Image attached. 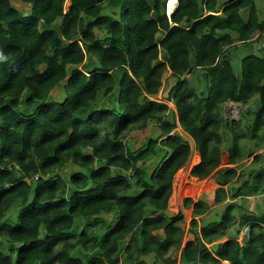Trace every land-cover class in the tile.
Masks as SVG:
<instances>
[{"label":"trees","instance_id":"obj_1","mask_svg":"<svg viewBox=\"0 0 264 264\" xmlns=\"http://www.w3.org/2000/svg\"><path fill=\"white\" fill-rule=\"evenodd\" d=\"M65 1L0 0V264H264V165L253 150L264 145V49L253 46L264 0H176L169 17L166 0ZM166 72L175 112L155 98ZM250 100L256 110L223 117L225 102ZM149 123L159 135L133 149L127 134ZM177 126L198 151L190 174L213 177L225 204L198 229L192 218L183 245L181 211L166 214L191 155ZM224 142L232 166H219ZM257 194L260 213L225 202ZM209 209L198 199L192 217Z\"/></svg>","mask_w":264,"mask_h":264},{"label":"rangeland","instance_id":"obj_2","mask_svg":"<svg viewBox=\"0 0 264 264\" xmlns=\"http://www.w3.org/2000/svg\"><path fill=\"white\" fill-rule=\"evenodd\" d=\"M257 3V6L259 8L262 7V0H255ZM13 4L22 10L23 12H28L30 10V7L26 4H21L17 2H13ZM69 7V0H66L64 2V9H67ZM175 7L174 0H166L165 4V13H169L171 9ZM260 16H263V13L260 12ZM256 36V34H255ZM254 48L257 50V46L263 47L264 49V32L262 33V37L258 39V42L253 44ZM163 86L161 90L158 92V94L155 96L156 99L164 101L165 103L168 104L170 109H172L175 112V106L173 102L166 101L165 96L168 93L171 85H172V79L168 78V73L166 72L163 75ZM185 77L189 79V81L197 88L199 85L197 84L196 81L193 79V74L191 73H186ZM58 88L53 91L54 94H59ZM251 100L248 103H235L232 101H227L223 104L222 107V115L223 117L229 121L231 120H238L240 117V111H246L248 109H257V106L251 104ZM171 118V115H168ZM175 132L180 133L190 144L191 148V155L187 162L180 168L178 169L173 177L172 181V192L171 195L168 199V208L166 210L167 215H175L179 211L182 213L183 221L181 223L184 236H183V242L185 243L186 241H189L193 238L192 233H190V221L192 218H195L197 221V229L201 225V223L206 222L214 217H216L217 213H221L223 210V207L225 204L221 203H216L214 202V191L218 187V185L215 183V180L213 177H207L203 180H199L196 177L192 176L191 173V168L193 165H195L198 160H199V155L198 152L195 148L194 141L191 138V136L184 131H182L180 126H177L174 129ZM160 131L159 129L153 124L149 123L143 130H131L127 134V143L133 148V149H140L142 148L147 142L150 137H157L159 135ZM253 142L249 138H243L240 141V147L242 148V152L244 154V158L241 159L238 163H240L241 166H239L240 170L243 169V171H246L249 169L251 165L254 163L252 162V157L247 155V153L250 151L251 147H253ZM222 151H221V164L226 165L228 161V153L227 150L229 149L228 143H223L222 144ZM254 153L260 154L259 156V162L255 163V167H260L264 165V145L260 148L253 147ZM252 150V149H251ZM247 155V156H246ZM160 159V155L157 156L156 159L147 162L148 164V169L152 170L155 166L156 161ZM73 167L70 165H66L60 173L63 175H66L69 169ZM242 167V168H241ZM238 169V170H239ZM233 186L236 185V183L232 184ZM179 189V191H178ZM197 189V190H196ZM186 198H191L192 201H196L198 199H201L204 203L207 205L211 206L210 209L205 212L204 214L200 216H193L192 217V206L191 204L186 206L184 203V200ZM225 202L227 203H233V211L235 212L236 215H240V213L244 212L245 209L250 210L251 212H256L260 213L261 210L263 209L262 206V196L260 194L254 195V196H245L244 198L236 197L234 199H229L226 198ZM235 205H237L240 209L237 211L235 209ZM244 207V208H243ZM242 208V209H241ZM11 216L13 215V209L9 211ZM106 218L110 220L111 214L107 213L105 214ZM114 223V222H113ZM159 235H162L160 231H158ZM248 234V228L247 227H241L240 232L237 236V239L239 241L242 240L244 236H247ZM227 238L226 236L222 237L220 240L217 241H225ZM209 248H212L213 246L211 244H208ZM167 255L173 256V257H179V251L178 252H168ZM144 260L147 262V264H152L153 259L150 256H145ZM157 263H160L158 260ZM222 264H228L227 261H223Z\"/></svg>","mask_w":264,"mask_h":264},{"label":"crops","instance_id":"obj_3","mask_svg":"<svg viewBox=\"0 0 264 264\" xmlns=\"http://www.w3.org/2000/svg\"><path fill=\"white\" fill-rule=\"evenodd\" d=\"M173 11V9H171V11L169 12V13H166V15L169 17V15H170V13ZM190 145V144H189ZM195 145V144H194ZM229 145V144H228ZM229 150H230V145H229V149L227 150V153H228V161H229ZM221 151H222V147H221ZM220 156H221V154H220ZM199 161V160H198ZM228 161H227V163H226V165L224 164V165H222L221 164V160H220V163H219V166H232L231 164H229L228 163ZM215 180V179H214ZM216 183V182H215ZM215 192V191H214ZM192 200V199H191ZM197 201V200H196ZM196 201H192V203H191V206L193 207V203L194 202H196ZM211 207V206H210ZM182 242H183V240H182ZM184 243H182V245H183Z\"/></svg>","mask_w":264,"mask_h":264},{"label":"clouds","instance_id":"obj_4","mask_svg":"<svg viewBox=\"0 0 264 264\" xmlns=\"http://www.w3.org/2000/svg\"><path fill=\"white\" fill-rule=\"evenodd\" d=\"M176 2V0H174V3ZM4 59H6L5 57H3V56H0V60H4Z\"/></svg>","mask_w":264,"mask_h":264},{"label":"bare ground","instance_id":"obj_5","mask_svg":"<svg viewBox=\"0 0 264 264\" xmlns=\"http://www.w3.org/2000/svg\"><path fill=\"white\" fill-rule=\"evenodd\" d=\"M198 152V151H197ZM197 190V189H196ZM178 191H179V189H178Z\"/></svg>","mask_w":264,"mask_h":264}]
</instances>
